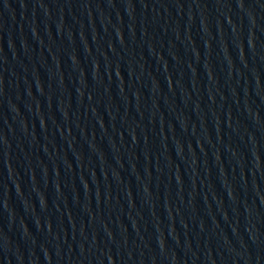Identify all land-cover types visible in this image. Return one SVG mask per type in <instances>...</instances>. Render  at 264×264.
Segmentation results:
<instances>
[{"label": "water", "instance_id": "1", "mask_svg": "<svg viewBox=\"0 0 264 264\" xmlns=\"http://www.w3.org/2000/svg\"><path fill=\"white\" fill-rule=\"evenodd\" d=\"M0 264H264V0H0Z\"/></svg>", "mask_w": 264, "mask_h": 264}]
</instances>
